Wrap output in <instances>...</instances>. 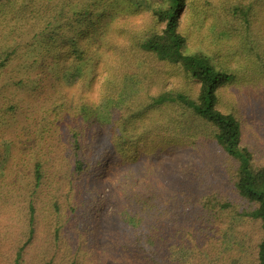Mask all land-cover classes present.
I'll return each mask as SVG.
<instances>
[{
  "label": "trees",
  "instance_id": "trees-1",
  "mask_svg": "<svg viewBox=\"0 0 264 264\" xmlns=\"http://www.w3.org/2000/svg\"><path fill=\"white\" fill-rule=\"evenodd\" d=\"M261 4L0 0V264H264V156L224 105Z\"/></svg>",
  "mask_w": 264,
  "mask_h": 264
},
{
  "label": "rangeland",
  "instance_id": "rangeland-1",
  "mask_svg": "<svg viewBox=\"0 0 264 264\" xmlns=\"http://www.w3.org/2000/svg\"><path fill=\"white\" fill-rule=\"evenodd\" d=\"M261 18L256 21V27L252 24V30L249 32V39L241 38L239 31L235 33V39L238 44L235 45V49L231 52L235 55L234 67H237L239 72L243 69L246 78H248V85L243 84L242 87H230L228 95L226 97V108L233 109L234 112H238L244 121V142L254 152H257L260 156H264V79L260 80L257 68H263L264 65V4H261ZM123 15L130 13L129 8L125 6L122 9ZM205 19V22H211L212 17ZM245 25L243 22L241 25ZM240 26V25H238ZM201 36L195 32V37L192 40L191 49L199 48ZM240 41L244 43H240ZM247 44V45H246ZM254 44V46H253ZM247 46V48H246ZM247 49V52L245 50ZM243 50V52H242ZM242 52V53H241ZM232 55V54H226ZM243 58V60H242ZM214 64L221 63L222 66L227 63V60L219 58L212 60ZM237 62V64H236ZM259 62V64L255 63ZM241 65L239 66V64ZM241 75V73H238ZM239 75V76H240ZM171 85V84H170ZM235 88V89H234ZM237 88V89H236ZM183 157L182 152L177 151L170 157V165L167 158L161 159L157 162L156 166L160 172L159 177H163L174 164H180ZM3 225V226H2ZM4 223L0 221V231L3 232Z\"/></svg>",
  "mask_w": 264,
  "mask_h": 264
}]
</instances>
